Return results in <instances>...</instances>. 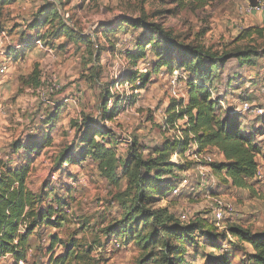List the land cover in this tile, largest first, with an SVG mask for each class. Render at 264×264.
I'll return each instance as SVG.
<instances>
[{
  "label": "rangeland",
  "instance_id": "374dc122",
  "mask_svg": "<svg viewBox=\"0 0 264 264\" xmlns=\"http://www.w3.org/2000/svg\"><path fill=\"white\" fill-rule=\"evenodd\" d=\"M12 1L15 5L6 9L5 5L11 2L6 0L1 14L2 28L6 27L11 41L18 38L12 36L11 31L18 24L17 8L22 10L20 14L28 22H33L38 9L50 6L49 3L59 7L60 15L55 22L48 21L41 32L32 37L36 40L44 36V44L52 53L36 44L24 47L18 55L13 52V71L2 78L0 147L4 159H0V169L4 163L16 167L31 161L29 188L40 196L44 195L46 185H53L56 190L49 199L54 203L62 200L69 204L74 221L60 236L75 235L84 239L93 247L97 264H218L224 256H229L232 264H243L252 249L238 243L230 229L241 226L253 232L264 230V177L252 182V188L247 190L219 183V188L211 195L198 189L196 180L191 181L190 188H179L184 171L175 169L172 175H162V185L170 183L171 191L166 196L157 195L144 205L148 209L167 211L168 216L173 217L168 226H176L178 231L185 232L190 242L177 240L161 226L147 225L141 220L135 222L139 213L138 180L135 177L140 169L132 163L125 170L131 158L129 150L135 145L132 143L128 149L122 145L126 139L137 142L147 159L153 151L163 149L164 144L178 141L180 135L177 129L172 130L170 121V109L177 104L171 93L173 75L167 69L156 72V59L152 54L148 53L146 59H138L136 66L127 56L128 52L135 51L136 38L142 31L131 29L127 34L121 32L109 36L108 40L104 30L116 28L126 18L143 19L147 24L165 30L180 46H203L217 57L230 55L221 78L215 81L221 94L216 93L213 98L220 97L223 110L237 114L248 133L253 130L260 133L255 140L262 144L264 151V114L256 113L257 109L264 110V34L239 43L235 41L245 29H264V11L249 12V3L254 5L257 0H210L204 8L194 5L187 9L178 8L173 0ZM57 1L63 5H58ZM59 18L66 20L68 36L52 40ZM147 34L152 33L147 31ZM128 35L133 36L134 44L120 45ZM152 35L157 38L156 33ZM82 38L92 44L83 43ZM9 48L8 45L7 51ZM236 50L256 52L251 54V63L242 65L232 58ZM97 57L99 60L94 61ZM191 68H183L186 72L178 73L188 78L187 71L194 74L195 69L191 71ZM130 69L148 75V81L143 85L135 83L134 87L117 86L119 78ZM123 78L127 79V74ZM228 82L232 83V88H227ZM45 83L60 87L59 92L52 95L59 103V113L52 124L47 122L54 117V108L38 100V89ZM107 91L119 103V112L111 118L101 114ZM186 92L184 85L181 96ZM246 104L254 108L253 112L244 110ZM109 108L112 111L107 112L113 114L114 105ZM88 123L95 126L100 123L99 126L115 134L119 142L116 150L123 165L118 166L110 180L101 175L99 162L88 159L83 167L72 166L67 161L69 157L83 154L82 138L86 131L82 133L80 129L86 130ZM184 123L178 121L183 133ZM47 136L51 137L50 143L32 155L25 150L15 151L17 145L43 144L48 141ZM210 152L215 155V162L220 161L217 151ZM171 162L175 163V160L171 159ZM258 163L264 171V156L258 157ZM197 173L195 170L192 175ZM154 175L152 173L153 178ZM177 188L179 191L175 193ZM217 199L236 207L234 220L215 222L212 206ZM183 214H187L188 220L206 221L215 231H191V225L181 219ZM55 232L52 228L42 229L34 239V254L29 264L47 262L42 239L48 240ZM116 242L120 246H115ZM10 260L11 256L4 264H13Z\"/></svg>",
  "mask_w": 264,
  "mask_h": 264
},
{
  "label": "trees",
  "instance_id": "16d2710c",
  "mask_svg": "<svg viewBox=\"0 0 264 264\" xmlns=\"http://www.w3.org/2000/svg\"><path fill=\"white\" fill-rule=\"evenodd\" d=\"M5 2L6 0H3L1 6ZM209 2L210 0H173V3L180 9H187L194 5L198 8H204L209 5ZM60 4L63 5L62 2ZM49 5L39 8L36 17L29 26L31 30H39L37 34L48 24V21L55 22L60 15L59 7L56 4L49 3ZM154 26L147 24L143 19L126 18L116 28L111 27L108 31L104 30V35L110 40L109 36H114L116 33L127 34L131 29L142 31L136 38V42L134 41L135 51L127 53L134 65L137 64L138 59H146L149 53L156 59L154 66L156 72L167 69L170 74H173L175 71L186 72L183 68L190 69L192 67L191 71L195 69L193 70L194 74L187 71L189 74L186 81L187 105L184 109L177 110L176 104L170 109L172 113L170 116L171 124L176 120H182L184 117L188 119L183 129L185 141H170L164 144L163 149L158 148L146 159L142 154L143 148H140L141 146L132 140L135 146L129 150L131 158L128 161L131 163L127 162L125 170L132 163H136L137 168L140 169L135 177L138 180L137 209L139 212L135 222L141 220L147 225L161 226L166 229L165 231L169 235L175 236L177 240L189 241L185 232L178 231L176 226H168L173 217L168 216L167 211L148 209L144 205V202H151L156 199L157 195L166 196L171 191L170 183L162 185L163 183L160 181L162 175H172L175 169L183 172L190 167L189 165L171 162L174 154L176 152L184 154L191 141L197 143L202 150L217 151L223 156V160L216 161L212 166L219 183L230 185L236 189L247 190L251 189V183L256 181L260 167L258 157L264 156V151L262 144L255 140L256 135L260 133L254 130L252 133H248L241 124V118L237 114L225 112L221 107L220 97L213 98L214 94H220L218 88L215 87V81L221 78L230 55L217 57L216 53L213 54L203 46H180L169 37V34H166L165 30ZM67 28L66 20L59 18L56 31L52 34L54 36H52V40H56L62 35L68 36ZM147 31H151L152 34L156 33L157 38L155 39L152 34H147ZM263 34L264 29L259 27L248 28L243 30L235 41L239 43L251 39L255 35L262 37ZM39 39L43 40L44 36H40L36 40ZM82 39L83 43L89 46L92 44L91 40L89 42L86 38ZM27 44V47L30 48L35 43H31L29 40ZM114 45L113 48H115ZM255 52L236 50L232 58L235 57L239 62H242V65H245L251 63L252 53ZM14 54L18 55L17 51H14ZM98 60L97 57L94 61ZM193 63H195L194 67ZM126 74L128 78L122 80L130 82L133 87L137 81L143 85L149 78L148 75L132 69L128 70ZM227 88H232L231 82H228ZM107 93L109 96L107 95L108 97L106 96L104 100L105 104L101 109V114L111 118L119 112V103L115 101L113 94L110 96L109 91ZM111 98H114L113 109L115 112L113 114L107 112L112 111L109 108ZM57 107H54V117L47 124L54 123L53 121L57 118L59 113ZM93 123H88L86 130L85 128L80 129L82 133L86 131L82 138V145H85L83 154L73 158L69 157L67 161L72 166L80 165L83 167L88 159L94 163L99 162L98 167L101 175L110 180L116 174L118 166L123 165L122 158L116 150V145L119 142L116 135L107 132L105 127L99 126L100 123L97 126ZM46 140L48 141L43 144L17 145L15 151L25 150L29 155H32L35 150L40 151L47 143H50L51 137L47 136ZM64 159L65 157L61 158V161L66 162ZM61 161L60 163H62ZM32 167L31 161L16 167L9 163L1 165L0 262L3 257L9 255L14 264L21 260L29 264V254L32 249L31 238L37 239L42 229L52 228L56 232L50 236L46 244H42L44 255L47 257V262L44 264H97L93 247L88 245L84 239L75 235L60 236L61 232L66 230L65 228H71L74 223L72 208L65 201L60 200L58 203H54L49 199L50 194L56 190L53 189V185H46L44 195L40 196L29 188L28 181L32 174ZM152 173L155 174L154 178ZM184 222L191 225V231L198 230L200 233L207 229L209 232L215 231L206 221L198 218ZM187 233H190V230ZM230 234L238 243L246 244L252 249L251 254H247V259L243 264H264V230L253 232L248 228L232 226ZM150 243L151 241L146 244L149 245ZM115 246H120V243L116 242ZM218 264H232V261L229 256H224Z\"/></svg>",
  "mask_w": 264,
  "mask_h": 264
},
{
  "label": "built area",
  "instance_id": "2783aa9c",
  "mask_svg": "<svg viewBox=\"0 0 264 264\" xmlns=\"http://www.w3.org/2000/svg\"><path fill=\"white\" fill-rule=\"evenodd\" d=\"M254 11H264V0H257V5L252 6L251 3H249V12H254ZM1 14H2V6L0 3V90L2 86V78L5 77L10 70L11 67V62H12V57L13 53L11 51H7L6 48V36L5 32L2 28L1 25ZM132 45L134 44V38L133 36H127L125 37L120 45ZM36 45H38L41 49L46 50L49 53H52V50L47 49V47L44 44L43 40H37ZM98 47V46H97ZM172 81H171V93L172 97L177 101V110L184 109L185 106L188 103V95L187 92L185 95L181 96V90L183 89V86H186V81L187 78L182 77L177 71H175L172 74ZM122 76V75H121ZM123 76L119 78V80L116 82V85H124L126 87L133 86L130 82H124ZM136 83L141 84L140 81H137ZM136 85V84H135ZM60 87L53 85L50 86V84H44L38 89V100L45 104L46 106H52L57 107L59 103H56L52 99V95L56 94L59 92ZM216 95V94H214ZM214 97V96H213ZM66 102H69L68 99H65ZM114 103V98H111L109 101V106ZM125 108V106L123 107ZM247 111H252L254 110L253 107L250 106V104L245 105V109ZM257 111L260 114H264L263 109H257ZM178 121H183L184 126L186 122L188 121L187 117H184L182 120H176L172 124V130H178V133L180 137H178V142H184L185 141V135L182 132L180 126L178 125ZM132 145V140L126 139L123 142V148L128 149ZM197 145V143L191 141L187 147V150L184 154H180L179 152H176L174 156L172 157L173 160H175V163L180 164L183 163L182 165H189L188 169L184 171V177L181 180L179 184V188L187 189L192 187V182L196 180L198 182V189H201L202 192H206L209 194H213L217 191L219 188V180L217 175L215 174L213 164L215 163L213 155L208 149L202 150L200 146ZM181 157H184V159H181ZM0 159H4L3 152L0 147ZM197 171L198 173L194 176L192 173L194 171ZM264 177V171L262 170L261 166L259 167L258 174L256 177V180L262 179ZM179 188L175 190V193H178ZM213 214H214V220L216 223H221L224 222L229 218V220H234L236 218V207L232 203H229L227 201L217 199L213 203ZM181 219L183 221H188V216L187 214H183L181 216ZM47 240L44 239L42 240V244H46ZM9 257V255H7ZM7 256L3 257L2 259H5ZM1 259V260H2ZM16 264H27L26 261L21 260Z\"/></svg>",
  "mask_w": 264,
  "mask_h": 264
},
{
  "label": "crops",
  "instance_id": "0c3cea01",
  "mask_svg": "<svg viewBox=\"0 0 264 264\" xmlns=\"http://www.w3.org/2000/svg\"><path fill=\"white\" fill-rule=\"evenodd\" d=\"M1 3V2H0ZM15 5V2L14 1H11V2H9L8 4H6L5 5V8L7 9V8H10V7H12V6H14ZM39 10V9H38ZM17 11H19L17 14V16H16V21H17V23L18 24H15L13 27H12V36L14 35V36H16V37H18L17 38V40H14V41H11V38H9V36H11V35H9L7 32H5V30H6V27H4L3 29H4V32H5V36H6V48H7V46L9 45V49H8V51H11V52H14V51H17V53H20L21 51H22V49L24 48V47H27V45L29 44H27V42L29 41V40H31V43L33 42V43H35L36 44V41L37 40H35V39H32V37H34L35 36V33H37L39 30H31L30 28H29V26H30V24L32 23V22H28L27 21V19H26V17L25 16H23V15H21L22 14V10H21V12H20V10L17 8ZM38 12V11H37ZM21 13V14H20ZM20 14V15H19ZM4 19V18H3ZM34 20V19H33ZM11 23V22H10ZM3 26V25H2ZM21 38H23V39H21ZM40 40V39H39ZM44 41V40H43ZM13 61L11 62V67H10V70H9V73L11 72V71H13ZM221 94V93H220ZM219 94V95H220ZM255 132H257V131H255ZM212 151V150H211ZM219 154V153H218ZM219 156H220V161H222L223 160V156L221 155V154H219ZM34 239H36V238H31V244H32V249H31V251H30V254H29V258H31L32 256H33V254H34V247H35V241H34ZM9 260V257L7 256L5 259H2L1 260V262H0V264H4V263H6L7 261ZM13 264H14V261L11 259L10 260Z\"/></svg>",
  "mask_w": 264,
  "mask_h": 264
},
{
  "label": "water",
  "instance_id": "95a60500",
  "mask_svg": "<svg viewBox=\"0 0 264 264\" xmlns=\"http://www.w3.org/2000/svg\"><path fill=\"white\" fill-rule=\"evenodd\" d=\"M56 3H57L58 5H60V2H59V1H57ZM251 5H252V6L257 5V3L253 5L252 2H251Z\"/></svg>",
  "mask_w": 264,
  "mask_h": 264
}]
</instances>
